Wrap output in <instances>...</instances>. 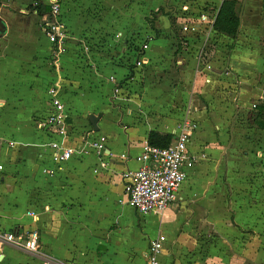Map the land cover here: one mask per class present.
<instances>
[{"label":"crops","instance_id":"1","mask_svg":"<svg viewBox=\"0 0 264 264\" xmlns=\"http://www.w3.org/2000/svg\"><path fill=\"white\" fill-rule=\"evenodd\" d=\"M35 1L0 0V228L16 236L1 242L0 264H144L160 235L167 238L160 264H264V127L256 107L264 104V0H233L235 39L217 31L194 38L176 26L188 15L217 16L225 0H140L155 20H144L139 36L145 53L121 50L133 57L132 72L106 48L77 55L68 15L60 17L67 40L55 48L43 27L48 15L28 9ZM53 1L38 0L48 7ZM56 1L69 11L70 0ZM132 6L122 8L127 25ZM219 41L224 67L215 58ZM55 86L77 150L59 165L45 148L58 137L36 125ZM92 115L100 117L98 131ZM185 118L198 125L189 144L196 163L163 215H141L128 203L122 174L139 169L151 132L171 135L173 143ZM101 137L106 151L98 156L85 143ZM33 232L38 253L26 248Z\"/></svg>","mask_w":264,"mask_h":264},{"label":"built area","instance_id":"2","mask_svg":"<svg viewBox=\"0 0 264 264\" xmlns=\"http://www.w3.org/2000/svg\"><path fill=\"white\" fill-rule=\"evenodd\" d=\"M60 14L61 6L58 1L54 0L51 3V13L48 15L43 27L54 47L62 50V46L68 37V29L62 22ZM189 16H186L183 22L182 31L186 34L191 33V37L198 38L201 34L206 35L215 32L216 15L211 17L207 12H203L198 17ZM208 43H210L209 38L205 44ZM148 48V44L144 43L140 47L141 55ZM204 52V49L201 50L200 60H203ZM145 63V59L142 57L136 62V65L140 67ZM206 68L210 70L212 66L207 64ZM60 90V87L57 86L49 90L50 109L36 122L39 130L45 131L50 137H58V139L45 145V148L49 149L48 156L51 157V161L58 165L71 160L77 151L69 145L71 132ZM178 128L177 139L170 146L163 148L146 143L141 154L137 157V161L140 163L139 169L125 171L122 174L126 182L124 191L128 203L141 215H163L176 201L182 186L187 180V171L193 168L196 163V157L189 151V144L198 125L191 118H185ZM106 141L105 137H101L88 141L85 145L98 156H102L106 151ZM16 145V142H10L11 147ZM86 150L85 147L81 148V151ZM43 157L44 155H41V158ZM1 170H3L2 166H0ZM44 173L50 176L54 175L53 171L48 169L44 170ZM15 241L16 236L14 233L4 232L0 228V244L1 242L15 243ZM166 241V236L160 235L151 242L144 264H160L158 256ZM25 243L29 252L38 253L40 248L39 233H31L29 240Z\"/></svg>","mask_w":264,"mask_h":264},{"label":"rangeland","instance_id":"3","mask_svg":"<svg viewBox=\"0 0 264 264\" xmlns=\"http://www.w3.org/2000/svg\"><path fill=\"white\" fill-rule=\"evenodd\" d=\"M70 1L73 2L74 6L77 4L74 12L75 15L70 11L72 7ZM70 1L68 2L67 6L69 11L66 10V7H62L63 3L60 2V17L62 18L64 17V15H68L71 17V19L73 18V28L70 32L73 35V41H69L74 46L73 50L75 51V53L84 58L88 57L90 53H95V46H97L98 48H106L108 49V52L111 53L110 55H113V60L116 64L118 63V65L128 67L132 72L133 67L131 64V60H133V57H129V53H127L126 55L123 54L121 50L124 48H135L133 50V53L136 52V54H141V52L139 51V36L143 33V25H145L144 20L147 21L148 25L153 24L155 20L154 14L152 12H149L148 10L146 11L145 8L140 7V0H113L115 6V9L113 10L114 13H110V9L108 10V6L113 5L110 3L111 0ZM129 1H131L132 5L134 6H132L133 13L131 14L129 24L127 25L129 15L127 13H124L122 8L123 5L128 4ZM208 5L209 7H211L210 4ZM134 11H136V13ZM171 16H173V19L177 21L175 15ZM181 18H183V15L179 14L178 20L181 21ZM182 23L183 21H181L180 24H176L179 31L181 30V28H183ZM135 36H137L136 38L139 39H134ZM69 37L71 38V35ZM74 40H77L78 42L80 41L81 43L79 42V44H77ZM135 42L138 43V46H136ZM80 44H82L83 46H80ZM209 44L210 43L206 44L205 47H207V45ZM217 44L218 46H216L217 53L215 55V58H218L220 60V65L222 64V67H224V63L226 62L227 50L224 49L225 47L223 48L222 41H219ZM137 74L140 75L141 71H139ZM128 86V81L124 80L122 88H126ZM126 90L130 92L129 89ZM195 123L197 124L196 121Z\"/></svg>","mask_w":264,"mask_h":264},{"label":"trees","instance_id":"4","mask_svg":"<svg viewBox=\"0 0 264 264\" xmlns=\"http://www.w3.org/2000/svg\"><path fill=\"white\" fill-rule=\"evenodd\" d=\"M1 3V2H0ZM30 11H36L40 16L50 15L51 7L42 5L35 1V3L28 7ZM239 9L238 3L233 0H225L220 9L218 10L216 20L214 23L215 31L225 35L231 39H235L238 34L239 26H240V18H239ZM173 28L176 20L173 19V16L169 15ZM153 28V25H152ZM205 54V52H204ZM206 55V54H205ZM257 107V117L259 119V124L264 127V104H259ZM263 121V122H262ZM261 122V123H260ZM173 136L171 135H161L158 132H151L149 135V144L158 146V147H168L172 143Z\"/></svg>","mask_w":264,"mask_h":264},{"label":"water","instance_id":"5","mask_svg":"<svg viewBox=\"0 0 264 264\" xmlns=\"http://www.w3.org/2000/svg\"><path fill=\"white\" fill-rule=\"evenodd\" d=\"M100 120V117H96L95 115L90 116V121L95 129V131H98L99 128L97 126L98 121Z\"/></svg>","mask_w":264,"mask_h":264}]
</instances>
